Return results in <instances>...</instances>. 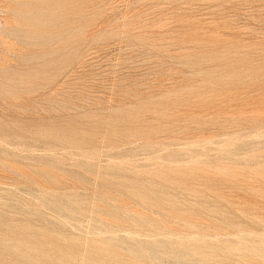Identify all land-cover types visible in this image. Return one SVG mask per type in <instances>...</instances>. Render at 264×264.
<instances>
[{
  "label": "rangeland",
  "instance_id": "1",
  "mask_svg": "<svg viewBox=\"0 0 264 264\" xmlns=\"http://www.w3.org/2000/svg\"><path fill=\"white\" fill-rule=\"evenodd\" d=\"M0 264H264V0H0Z\"/></svg>",
  "mask_w": 264,
  "mask_h": 264
}]
</instances>
